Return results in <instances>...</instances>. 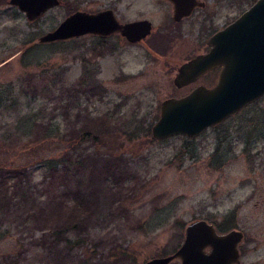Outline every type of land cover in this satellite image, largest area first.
Returning a JSON list of instances; mask_svg holds the SVG:
<instances>
[{
  "label": "rangeland",
  "instance_id": "rangeland-1",
  "mask_svg": "<svg viewBox=\"0 0 264 264\" xmlns=\"http://www.w3.org/2000/svg\"><path fill=\"white\" fill-rule=\"evenodd\" d=\"M204 1L178 21L170 0H61L34 20L0 0V90L14 85L19 99L0 103V136L39 111L64 137L82 138L74 151L21 152L0 139V228L12 234L0 240V264H143L173 253L196 218L243 229L248 261L264 263V94L197 136L151 132L164 98L215 83L217 70L182 87L174 76L255 0ZM105 7L121 21L148 17L153 31L135 42L120 32L38 40L70 11ZM43 155L60 163L41 165Z\"/></svg>",
  "mask_w": 264,
  "mask_h": 264
},
{
  "label": "water",
  "instance_id": "water-1",
  "mask_svg": "<svg viewBox=\"0 0 264 264\" xmlns=\"http://www.w3.org/2000/svg\"><path fill=\"white\" fill-rule=\"evenodd\" d=\"M170 1L176 20L205 4L204 0ZM9 2L24 11L29 20H34L61 0ZM153 28L148 17L121 21L112 7L97 11L75 9L55 28L42 33L38 40L53 42L89 33L108 36L120 32L135 42L148 36ZM208 43V50L179 65L174 83L182 87L221 66L218 80L211 86L199 83L186 93L164 98L160 115L151 127L155 138L175 134L197 136L264 94V0L253 1L235 19L214 31ZM243 236V230L237 227L220 232L214 222L196 218L186 224L184 240L173 253L154 256L143 264H168L177 257L182 264H230L238 258L237 244ZM208 246L210 250L206 249Z\"/></svg>",
  "mask_w": 264,
  "mask_h": 264
},
{
  "label": "trees",
  "instance_id": "trees-1",
  "mask_svg": "<svg viewBox=\"0 0 264 264\" xmlns=\"http://www.w3.org/2000/svg\"><path fill=\"white\" fill-rule=\"evenodd\" d=\"M71 12V11H70ZM166 36L163 35L165 43ZM14 85L10 87L9 93L7 95H3L4 92L0 90V103L5 101L7 98L12 99V104L18 103V97L14 96L13 90ZM8 96V97H7ZM39 111H29L23 114H19L15 121L9 123V127H3L2 137L0 139H4L6 143L7 140H12V142L8 143L6 147L7 150L11 151H23L24 148L33 144V146H41V145H51L57 144L58 147L63 146L65 151H74L78 148V145L82 138L79 137H64L62 132L60 121L55 117L44 118L41 117ZM259 121L264 125V113L258 115ZM46 119V123H45ZM44 120V121H43ZM40 121V123H39ZM39 123V124H38ZM36 125H43V131L40 136L35 137L33 135V127ZM3 126V125H2ZM145 132L150 133V127H145ZM264 136V134H263ZM60 157L56 155H48L41 156L38 159V163L41 165H49L51 167H56L60 163ZM79 160V159H78ZM80 162V160H79ZM12 164V163H11ZM12 236L10 234V229H1L0 228V240L4 237Z\"/></svg>",
  "mask_w": 264,
  "mask_h": 264
},
{
  "label": "flooded vegetation",
  "instance_id": "flooded-vegetation-1",
  "mask_svg": "<svg viewBox=\"0 0 264 264\" xmlns=\"http://www.w3.org/2000/svg\"><path fill=\"white\" fill-rule=\"evenodd\" d=\"M206 4V3H205ZM204 4V5H205ZM197 7H199V6H196L194 9H193V11H192V13L195 11V9L197 8ZM172 10H173V4H172ZM191 13V14H192ZM172 14H173V11H172ZM190 15V14H189ZM188 15H186V16H183L180 20H178V21H181L183 18H185V17H187ZM216 31V30H215ZM144 39V38H143ZM210 48V47H209ZM208 48V49H209ZM192 57V56H191ZM220 69H221V66H216V67H214V68H212V69H210V70H208V71H211V70H217V72H218V75H217V80H218V76H219V71H220ZM208 71H206L205 73H207ZM205 73H203V74H205ZM202 74V75H203ZM200 77V76H199ZM198 77V78H199ZM197 78V79H198ZM196 79V80H197ZM216 80V81H217ZM216 81H215V83H216ZM232 228V227H231ZM238 228V227H237ZM239 229H241V228H239ZM218 230V229H217ZM241 230H243V229H241ZM219 231V230H218ZM220 232H222V231H220ZM243 232H244V236H243V238L239 241V243L237 244V247H238V250H239V254H238V258L236 259V260H234L233 262H231L230 264H255V263H251V261H248V256H249V251H250V244H249V241H248V236L245 234V231L243 230ZM206 249H208V250H210V246H208V247H206ZM264 262V261H263ZM264 264V263H263Z\"/></svg>",
  "mask_w": 264,
  "mask_h": 264
}]
</instances>
